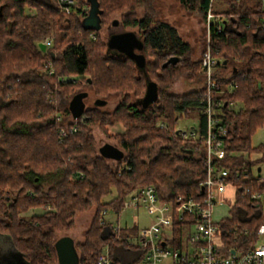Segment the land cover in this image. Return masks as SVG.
<instances>
[{"label":"trees","instance_id":"1","mask_svg":"<svg viewBox=\"0 0 264 264\" xmlns=\"http://www.w3.org/2000/svg\"><path fill=\"white\" fill-rule=\"evenodd\" d=\"M71 1L66 12L58 0H0V234L10 237L24 264H58L55 243L74 229L77 215L93 209L83 240L74 244L78 264L96 262L105 249L113 264H137L142 252L127 242L137 226L114 233L111 223L100 225V214L118 216L128 196L147 187L162 202L201 200L207 131L201 55L192 60L176 28L155 18L157 0H95L100 30L117 22L142 42L140 71L107 51L100 30L83 26L89 0ZM177 2L203 24L202 47L210 7L223 26L221 34L215 23L209 31V48L222 59L210 98L230 126L224 156L212 164L215 173H227L225 183L234 189L229 218L219 222L220 251L245 252L257 244V229L264 225L263 159H250L264 157V146H251L252 136L264 129V0ZM39 43H47L45 53ZM170 58L176 64L162 68ZM179 78L202 86L172 95ZM147 81L157 85L158 100L143 110L139 101ZM87 89L96 100L118 98L114 110L103 112L93 102L73 120L69 101ZM185 119L197 123L178 127ZM114 126L120 132L109 133ZM95 129L123 152L122 160L110 164L99 155ZM182 131L196 138H184ZM36 209L42 213L22 216ZM198 219L184 216L178 226Z\"/></svg>","mask_w":264,"mask_h":264},{"label":"built area","instance_id":"2","mask_svg":"<svg viewBox=\"0 0 264 264\" xmlns=\"http://www.w3.org/2000/svg\"><path fill=\"white\" fill-rule=\"evenodd\" d=\"M71 2V0H58L61 9L66 12ZM212 2L213 0H210V3ZM213 23L216 33L221 34L223 32L221 19L213 15L210 7L206 13V43L200 60L203 87L207 91L205 105L202 108L207 131L204 141L206 180L202 194L200 190L201 200L177 199L175 204L162 202L153 187L143 188L130 194L123 210L142 209L146 214L153 216L151 226L140 229L135 238L127 239L129 248H137L142 252L137 264H264V225L257 229L258 242L252 249L245 252L232 250L234 254L229 251L228 255L224 256L220 251L219 222H213L211 219V212L225 194L227 186L225 183L227 173L225 171L215 173L212 162L215 158H223V140L227 137L230 127L224 124L218 114L220 104L214 106L210 98V93L215 89V71L222 61L221 58L213 55L209 48V31ZM262 24L264 28V21ZM45 44L47 46V43ZM60 134L65 135L63 130H60ZM181 135L184 138H196V134L190 131H182ZM107 214L106 211L100 214L101 226H106L108 223L105 219ZM184 216H196L199 219L196 223L178 226V222ZM111 228L114 233H119L121 230L118 226ZM92 264H113L107 249L103 250Z\"/></svg>","mask_w":264,"mask_h":264},{"label":"rangeland","instance_id":"3","mask_svg":"<svg viewBox=\"0 0 264 264\" xmlns=\"http://www.w3.org/2000/svg\"><path fill=\"white\" fill-rule=\"evenodd\" d=\"M221 6V5H219ZM155 8V18L157 20L167 22L168 24L172 25L176 28L178 34L182 38V40L188 43L191 47V58L192 60H197L201 55L204 47H202V36L204 31L203 24L199 21V18L195 15H190L186 13L178 4L177 0H157L154 4ZM139 17L143 15L141 10H138ZM121 32H126L119 26H110V27H103L98 35L100 40L103 43H106L108 36L113 34H118ZM86 78V77H85ZM202 86L201 82L198 83L197 81L194 83L186 82L183 78L177 79L174 83L172 90L170 91L172 95H183L193 90H198ZM86 92L88 93V98L84 100L85 108L91 106L92 103L96 100V98L92 95V92L87 89ZM118 98L110 99L106 102V104L102 107H98L103 112H111L114 110L118 103ZM191 121V122H190ZM193 121V122H192ZM196 120L185 119L180 121L178 127L180 128H189L192 124H196ZM121 128L118 126L108 128L109 133L120 132ZM93 139L97 147V151L99 148L104 146L105 144L109 143L115 146L114 143L108 141L103 134L95 129L93 131ZM259 145L264 146V129L257 131L251 138V146L257 147ZM244 159H247V157ZM251 160L260 159L262 160L260 169H261V176L264 178V157L260 155H253L250 157ZM108 163L114 164L112 161L107 160ZM230 191L228 192V194ZM114 197L112 194L110 197L105 198V201H110ZM228 200V201H227ZM227 200L223 201L221 198L213 214L211 219L213 222H220L221 220L227 218L229 216V211L231 208V204L234 200L233 196H227ZM264 201V197H263ZM42 211L40 210H31L22 216L27 218L31 215H39ZM93 209L89 210L86 213L77 215L75 218L74 229L71 232L63 234L64 237L69 238L74 244L80 243L83 240V234L88 229L91 223V219L93 217ZM153 216L148 215L145 213L144 210L138 209L137 211H133L132 209L125 208L121 211V213L116 216L112 213L107 214L105 217L108 223H111L112 226H118L119 228H132L133 226H137V228L144 229L148 228L153 223ZM61 235V236H63ZM0 242L6 244V246L11 247L12 242L8 235L0 234ZM134 255H129L130 259L134 258Z\"/></svg>","mask_w":264,"mask_h":264},{"label":"water","instance_id":"4","mask_svg":"<svg viewBox=\"0 0 264 264\" xmlns=\"http://www.w3.org/2000/svg\"><path fill=\"white\" fill-rule=\"evenodd\" d=\"M90 11L83 21V26L88 30H100L98 9L95 0H89ZM112 26H117V22H113ZM38 49L42 52H46V44L39 43ZM106 48L109 53L119 54L124 60H130L134 63L136 69L142 71L145 69V59L141 54L143 44L140 39L133 32H121L118 34L111 35L107 42ZM176 58H170L162 68L167 65L176 64ZM88 98L87 92H81L74 95L68 104V111L73 120H78L82 117L85 111L84 100ZM158 100L157 85L154 82L147 81L146 88L143 97L139 101V105L143 110L148 109L154 105ZM106 104L105 101L95 100L94 105L96 107H102ZM99 155L110 161L118 162L124 157L123 152L116 146L109 143L105 144L98 149ZM260 172V169L257 170ZM203 189L201 188V194ZM55 251L57 256L58 264H78V256L75 252L74 243L66 237L59 239L55 243ZM231 254H234L232 251ZM0 264H24V259L21 254L17 253L12 247L5 248L0 245Z\"/></svg>","mask_w":264,"mask_h":264},{"label":"crops","instance_id":"5","mask_svg":"<svg viewBox=\"0 0 264 264\" xmlns=\"http://www.w3.org/2000/svg\"><path fill=\"white\" fill-rule=\"evenodd\" d=\"M229 191H230V193L228 194ZM233 194H234V189H233L231 186L227 185V186H226L225 194L221 196V199H222L223 201H225V200H227V196H230V195L233 196ZM227 201H228V200H227ZM216 207H217V206H215V207L213 208V210H212V212H211V216H212L213 211L215 210ZM228 218H229V216H228L227 218H225V219H228ZM0 245L3 246L4 249H5V248H8V246H6V244H4V243H2V242H0Z\"/></svg>","mask_w":264,"mask_h":264},{"label":"flooded vegetation","instance_id":"6","mask_svg":"<svg viewBox=\"0 0 264 264\" xmlns=\"http://www.w3.org/2000/svg\"><path fill=\"white\" fill-rule=\"evenodd\" d=\"M111 36V35H110ZM110 36H108V38L110 37ZM108 38H107V40H108ZM107 42V41H106ZM111 54H116V53H111ZM143 72L145 71V70H142Z\"/></svg>","mask_w":264,"mask_h":264}]
</instances>
